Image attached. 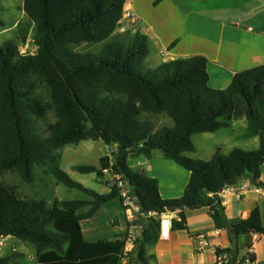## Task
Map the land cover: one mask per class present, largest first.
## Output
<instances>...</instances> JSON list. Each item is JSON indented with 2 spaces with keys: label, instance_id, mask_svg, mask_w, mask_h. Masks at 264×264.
Instances as JSON below:
<instances>
[{
  "label": "trees",
  "instance_id": "16d2710c",
  "mask_svg": "<svg viewBox=\"0 0 264 264\" xmlns=\"http://www.w3.org/2000/svg\"><path fill=\"white\" fill-rule=\"evenodd\" d=\"M1 2V0H0ZM126 0H25L26 18L13 39L0 46V240L13 237L31 247L33 264H122L126 236L88 240L82 223L97 217L123 193L136 197L144 216L141 238L129 253L130 264H150L147 248L159 242L161 216L178 212L173 230H184L186 212L207 207L217 229H230L233 242L250 233H264V218L254 209L247 220L228 221L221 193L251 176L258 181L264 166V65L235 75L223 90L210 87L205 56L187 57L156 68L146 64L148 39L135 33L116 35ZM3 23L0 21V26ZM32 42L37 51L23 54ZM102 45L101 53L76 52L74 47ZM45 89L48 102L41 96ZM55 122L40 130L49 113ZM170 118L174 127L161 124ZM246 119L244 138L258 136L260 149L219 150L209 160L192 159L193 137L230 128ZM103 141L114 151L100 166L80 165L75 172L103 178L106 171L120 180L100 194L70 178L62 168V150L84 141ZM162 151L191 173L185 194L165 200L159 182L131 166L134 156L150 159ZM57 185L77 190L85 199L51 203L30 197L39 171ZM14 175L19 183L8 182ZM120 183L124 187H120ZM88 208L87 210H85ZM157 213V216H149ZM231 264L237 253L226 249ZM21 254L0 256V264H17Z\"/></svg>",
  "mask_w": 264,
  "mask_h": 264
},
{
  "label": "crops",
  "instance_id": "0c3cea01",
  "mask_svg": "<svg viewBox=\"0 0 264 264\" xmlns=\"http://www.w3.org/2000/svg\"><path fill=\"white\" fill-rule=\"evenodd\" d=\"M229 1L227 4V0H126L125 9H129L136 16L137 22L133 23L124 17L115 33L128 34L132 37L135 33L141 32L148 39L150 55L146 64L149 68H156L162 63L181 58L207 57L209 85L212 89L223 90L232 83L236 74L264 65V0H248L242 6L230 4L236 0ZM24 3L25 0H1L0 11L8 12V17L0 18L3 23L0 26V37L14 33L19 23L26 18ZM13 9L16 11L14 14L11 11ZM1 42L4 43L6 40ZM29 46L30 42L27 48ZM33 50L37 51L36 46ZM237 128L242 131L240 135L235 133ZM247 129L248 121L241 119L234 121L230 128L216 133L197 134L193 137L197 151L185 153V156L210 161L219 150L223 154H229L235 149L259 150L258 136L243 137ZM197 139L212 144L213 152L207 155L211 158L199 156ZM221 140L224 142L220 143ZM227 142H230V150L225 153L223 150L226 149ZM253 143L257 144L256 147H249ZM107 147L109 150L104 156H110L112 148ZM130 162L133 168L144 170L148 177L158 180L163 199H178L185 194L191 173L175 161L164 159L162 151H154L150 159L134 156ZM110 179L115 181V176L112 172L106 171L103 178L94 182L107 189L103 194L111 191L112 183L106 184ZM245 185L263 187L264 166L260 180L253 181V177L248 176L237 184L226 187L221 193L222 205L230 223L249 219L254 209H259L264 218L263 193H257L252 189L242 193L241 189ZM119 204V201L110 202L101 211ZM116 215H113L117 217L116 223L127 222L121 237L128 238L134 233L133 227L138 228L135 224L130 225L136 220L135 215L132 216L122 204L120 212ZM166 217L171 219L172 223L179 219L178 212H170ZM97 218L99 215L90 221ZM186 218V229L173 230L172 226L164 227L159 242L147 248L150 264H216L217 252L226 249L237 253L238 264H264V233H250L240 237L235 243L230 229L215 227L207 207L187 211ZM83 233L87 238L84 230ZM134 235L139 240L142 236L141 228L137 229ZM10 238L13 239L8 237L4 240ZM114 239L115 236L110 240ZM133 247H135L133 244L129 246L131 250ZM252 248L253 252L250 255ZM249 258H252V263Z\"/></svg>",
  "mask_w": 264,
  "mask_h": 264
},
{
  "label": "rangeland",
  "instance_id": "374dc122",
  "mask_svg": "<svg viewBox=\"0 0 264 264\" xmlns=\"http://www.w3.org/2000/svg\"><path fill=\"white\" fill-rule=\"evenodd\" d=\"M248 0H236L233 1L230 4H234L237 6H242L243 3H247ZM229 0H227V4H229ZM13 14L16 12L14 9L11 10ZM5 17H8L7 13H2L0 11V18L3 19ZM116 35H122L121 33H115ZM14 33H9L6 36L0 37V46H2L4 43L1 42L2 40L11 41L13 39ZM35 46L32 42H30L29 48H27L25 54H31L35 53L36 51ZM102 49V45H82L79 47H74V51L76 52H92L95 53V55L100 54ZM41 96L45 99V102H48L49 100V94L48 92L43 89L41 91ZM56 120L55 114L53 112H50L47 119L44 121H40L39 128L40 130H45L46 125L50 123H54ZM161 124L166 127L173 128L174 123L173 121L168 118L164 117ZM237 135H240L242 131L237 128L236 132ZM224 140H221L220 143H223ZM197 144L199 145L200 154L201 157H209L207 156L208 153L213 152V146L210 142L206 141H199L197 139ZM225 146L226 149L223 150V152L227 153L228 150H230V142L226 143ZM257 144L253 143L252 146H249L251 148L256 147ZM224 146V145H223ZM239 147V146H238ZM248 147V146H247ZM109 148L106 146V144L103 141H91L87 140L82 142L81 144L77 146H71L66 147L62 150V168L66 171V173L70 176V178L78 183H81L88 187L91 190H95L99 193H105L107 191L106 188L103 186L97 185L94 182L99 181L100 178H98L96 175H89V174H81L79 172H75L73 170V167L80 166V165H90V166H96L98 167L100 165L101 158L107 153ZM217 152V151H216ZM6 180L8 182L13 183H19L18 178L14 175H7ZM115 184L116 180H108L106 184ZM28 193L30 197H41V199L47 200L49 203H51L52 198L57 197L64 201H73V200H79L84 199L87 196L82 194L81 192L77 190H70L66 188L64 185H57L54 180L50 177H48L42 170L38 172L36 182L33 186H28ZM114 205V204H112ZM109 206L104 208L100 214L99 218L90 221V222H84L83 223V230L86 233V236L88 239H111L115 236V238L120 237L123 232V230L127 227V222H117L116 218L118 215L117 213L120 212V206L121 203L117 206ZM86 208L85 210H87ZM116 215L117 217H113V215ZM110 220V221H109ZM109 221V223H107ZM120 226H122V229H120ZM138 228L133 227L134 233L136 234V230L140 228L139 225ZM134 233L130 234V238L128 237L126 241H129L132 243L134 241V246L136 245V242L138 241L136 239V235ZM124 235V234H123ZM127 246V242H126ZM125 246V247H126ZM15 251L18 254H21L22 256L18 257L17 264H33L36 260V255L34 250L31 247H28L26 245H23L19 243L18 240H15V238H10L7 240H0V256H5L7 254L12 253ZM125 252V249H124ZM124 254V253H123ZM129 256V253H128Z\"/></svg>",
  "mask_w": 264,
  "mask_h": 264
},
{
  "label": "built area",
  "instance_id": "2783aa9c",
  "mask_svg": "<svg viewBox=\"0 0 264 264\" xmlns=\"http://www.w3.org/2000/svg\"><path fill=\"white\" fill-rule=\"evenodd\" d=\"M126 8H127V4H126ZM124 17L130 21H132L133 23H136L137 22V18L134 14L131 13V11L129 9H124ZM21 52L23 54H25L26 50H27V47L25 48H21ZM114 150L111 149L110 151V154L113 152ZM115 180L116 182H118L120 180V177H115ZM114 185V184H113ZM120 187H124V184L123 183H120L119 184ZM255 190L257 193H263L264 195V186L263 187H256V186H250V185H245L242 187L241 189V192L244 193L248 190ZM123 205L124 207L126 208V210L131 213V215H135V219L137 218V216H144V214L141 212V209L140 207L138 206V203H137V200H136V197H133L131 195H129V193L127 191H124L123 193ZM157 213H150L149 216H156ZM166 215L168 214H163L161 216V221H162V230L164 229V227H170L173 225L172 223V220L171 219H168V217H166ZM130 238V237H129ZM134 241H132V243L130 242V239L129 241H127V246L125 247V252L123 254V259H122V264H130L129 263V258H128V253L131 252V249L129 248V246H132V244L134 245L133 243ZM204 242V241H202ZM253 252V248L250 250L249 254L251 255ZM217 257H216V264H231L230 263V260H229V257L226 253H218L217 252ZM252 258H249V261L251 262ZM252 263V262H251Z\"/></svg>",
  "mask_w": 264,
  "mask_h": 264
},
{
  "label": "water",
  "instance_id": "95a60500",
  "mask_svg": "<svg viewBox=\"0 0 264 264\" xmlns=\"http://www.w3.org/2000/svg\"><path fill=\"white\" fill-rule=\"evenodd\" d=\"M173 211H175L174 208H170V209H169V212H173Z\"/></svg>",
  "mask_w": 264,
  "mask_h": 264
}]
</instances>
